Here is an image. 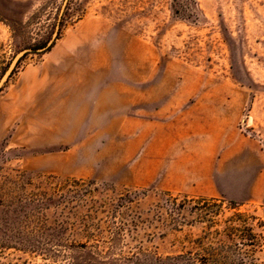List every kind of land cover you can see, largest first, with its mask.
<instances>
[{
	"label": "rangeland",
	"instance_id": "374dc122",
	"mask_svg": "<svg viewBox=\"0 0 264 264\" xmlns=\"http://www.w3.org/2000/svg\"><path fill=\"white\" fill-rule=\"evenodd\" d=\"M61 41L84 47L86 65L107 44L102 72L118 80L141 77L144 58L151 85L163 78L165 89L245 93L236 128L263 152L254 199L145 183L141 147L108 171L121 157L105 151L106 139L86 145L96 131L73 138L78 130L45 128L36 105L18 113L19 77ZM27 49L0 91V264H86V241L116 242L96 264L187 253L264 264V0H0V80ZM244 107L251 121L242 127Z\"/></svg>",
	"mask_w": 264,
	"mask_h": 264
},
{
	"label": "crops",
	"instance_id": "0c3cea01",
	"mask_svg": "<svg viewBox=\"0 0 264 264\" xmlns=\"http://www.w3.org/2000/svg\"><path fill=\"white\" fill-rule=\"evenodd\" d=\"M106 47L100 43L96 61L86 65L87 53L79 51L84 47L55 43L34 73L19 77L16 111L36 105L46 114L45 128L78 130L73 138L79 129L96 131L86 145L106 139L114 150L105 151L121 157L108 171L122 167L125 155L141 147L145 183L157 179L165 190L200 197L254 199L263 152L236 128L245 93L165 89L163 78L151 85L143 76L150 72L144 58H138L141 77L131 73L118 80L102 72L109 63ZM134 81L142 82L141 89Z\"/></svg>",
	"mask_w": 264,
	"mask_h": 264
},
{
	"label": "trees",
	"instance_id": "16d2710c",
	"mask_svg": "<svg viewBox=\"0 0 264 264\" xmlns=\"http://www.w3.org/2000/svg\"><path fill=\"white\" fill-rule=\"evenodd\" d=\"M47 50L48 49H46V51ZM115 243H116L115 241L106 242V243H100L99 241H86L83 246L87 257L86 264H96L97 259L102 256L104 249H107V251H109L110 249H112V245H115ZM135 260H136L135 262L125 261V263L126 264H228V259L226 257L216 256L213 254L201 256L200 254L197 253L196 254L187 253L185 255H178L175 257H169V256L158 257L156 255H147L146 262L144 263H140L139 259L137 258H135ZM105 264H109V263H105Z\"/></svg>",
	"mask_w": 264,
	"mask_h": 264
},
{
	"label": "water",
	"instance_id": "95a60500",
	"mask_svg": "<svg viewBox=\"0 0 264 264\" xmlns=\"http://www.w3.org/2000/svg\"><path fill=\"white\" fill-rule=\"evenodd\" d=\"M55 39H56L55 36H53L52 39L49 41V43H48L44 48L40 49V50L37 51V52H38V53H43V52H45L46 49H49V48L53 45ZM31 52H33V50H31V49H27V50L21 51V52H20V53L14 58L13 62H12L11 65L9 66L8 70L5 72V74L3 75V77H2L1 80H0V91H1V89L4 87V85L7 83L8 78H9L10 75H11V71H12L14 65L17 63V61H18L19 59H21V58H22L24 55H26L27 53H31Z\"/></svg>",
	"mask_w": 264,
	"mask_h": 264
},
{
	"label": "built area",
	"instance_id": "2783aa9c",
	"mask_svg": "<svg viewBox=\"0 0 264 264\" xmlns=\"http://www.w3.org/2000/svg\"><path fill=\"white\" fill-rule=\"evenodd\" d=\"M251 121L250 111L247 108L243 109L242 117H241V125L242 127L248 125Z\"/></svg>",
	"mask_w": 264,
	"mask_h": 264
}]
</instances>
